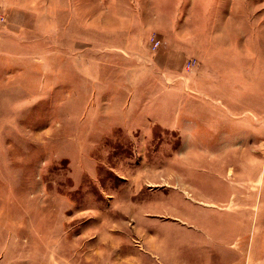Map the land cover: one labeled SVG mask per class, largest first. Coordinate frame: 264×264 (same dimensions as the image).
I'll return each mask as SVG.
<instances>
[{
  "label": "rangeland",
  "instance_id": "rangeland-1",
  "mask_svg": "<svg viewBox=\"0 0 264 264\" xmlns=\"http://www.w3.org/2000/svg\"><path fill=\"white\" fill-rule=\"evenodd\" d=\"M0 264H264V0H0Z\"/></svg>",
  "mask_w": 264,
  "mask_h": 264
},
{
  "label": "built area",
  "instance_id": "built-area-1",
  "mask_svg": "<svg viewBox=\"0 0 264 264\" xmlns=\"http://www.w3.org/2000/svg\"><path fill=\"white\" fill-rule=\"evenodd\" d=\"M161 42L155 38L152 39V46L153 48H158L160 46Z\"/></svg>",
  "mask_w": 264,
  "mask_h": 264
},
{
  "label": "crops",
  "instance_id": "crops-1",
  "mask_svg": "<svg viewBox=\"0 0 264 264\" xmlns=\"http://www.w3.org/2000/svg\"><path fill=\"white\" fill-rule=\"evenodd\" d=\"M20 13H22V14L24 15V13H23V12H20Z\"/></svg>",
  "mask_w": 264,
  "mask_h": 264
},
{
  "label": "bare ground",
  "instance_id": "bare-ground-1",
  "mask_svg": "<svg viewBox=\"0 0 264 264\" xmlns=\"http://www.w3.org/2000/svg\"><path fill=\"white\" fill-rule=\"evenodd\" d=\"M172 55V54H171ZM174 62V61H173Z\"/></svg>",
  "mask_w": 264,
  "mask_h": 264
}]
</instances>
